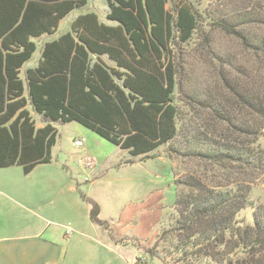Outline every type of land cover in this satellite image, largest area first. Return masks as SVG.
Wrapping results in <instances>:
<instances>
[{
    "label": "trees",
    "instance_id": "trees-1",
    "mask_svg": "<svg viewBox=\"0 0 264 264\" xmlns=\"http://www.w3.org/2000/svg\"><path fill=\"white\" fill-rule=\"evenodd\" d=\"M105 1L106 19L114 25L101 23L95 13L79 15L69 32L42 45L37 66L23 80L20 72L36 52V41L53 36L60 21L87 0H0V169L17 166L28 175L50 164L59 124L77 123L131 158L178 138L182 120L173 52L199 30L197 14L186 0ZM211 21L237 35L264 64V34L252 38L228 20ZM237 73L214 101L197 103L211 111L214 125L228 126L246 142L198 134L186 148L224 169L238 165L260 173L264 153L254 138L264 133V67ZM29 105L43 127H36ZM235 107L248 117L234 114ZM247 187L236 180L212 190L197 186L186 202L177 197L182 210L172 232L186 235L182 255L203 253L217 264H232L245 254V264H264V204L252 203ZM86 202L91 222L107 230L97 205ZM246 208L252 209L251 224L239 217ZM213 247H222L224 258Z\"/></svg>",
    "mask_w": 264,
    "mask_h": 264
},
{
    "label": "rangeland",
    "instance_id": "rangeland-1",
    "mask_svg": "<svg viewBox=\"0 0 264 264\" xmlns=\"http://www.w3.org/2000/svg\"><path fill=\"white\" fill-rule=\"evenodd\" d=\"M186 1L198 16L199 30L187 44L178 43L173 52L177 73L174 97L182 120L178 138L146 157L131 158L94 135L95 139L88 138L86 150L99 156L95 160L84 149L74 147L75 139L84 137L76 129L81 126L77 123L59 124L56 126L58 137L52 149L50 164L39 166L28 175H23L16 167L8 174V180L22 185L24 192L38 190L39 195L48 199L75 195L86 209L81 214L86 221L83 236L87 243H90L87 238L91 235L93 224L86 200L97 205L99 219L109 225V235L101 238L97 248H87L89 258L94 252L95 259L88 264H217L203 253L196 257L182 255L180 245L186 235L184 232H172L180 216L178 209L182 210L176 206L177 197L186 202L191 189L197 186L212 190L215 186H227L232 181L242 180L248 186V199L252 203L264 204V171L257 173L251 169L243 170L238 165L224 169L190 155L186 148L198 134L208 135L212 139L223 135L227 140L246 142L244 138L233 134L228 126L214 125L216 122L211 111L200 107L197 100L214 101L222 93L225 80L237 78L240 75L237 72L264 67L259 54L254 55L237 35L216 28L211 21L228 20L238 27L237 32L252 38L258 37L264 34V0ZM82 11L95 13L101 23L115 24L106 19L105 0H87ZM256 20L259 22L251 23ZM69 24L70 21L65 24L62 33L70 31ZM38 59L37 52L26 67L34 68ZM28 110L33 113L30 105ZM239 110L235 107L233 113L248 117ZM88 140L85 141L88 143ZM254 140V146L264 153V133ZM84 157L92 159L91 167L79 164V160ZM35 185L40 187L35 188ZM71 185L76 193L68 190ZM39 201L43 206L46 204L44 198ZM239 217H245L246 222L251 224L252 209L242 210ZM163 231H167V234L161 239ZM65 234L70 237L73 227L66 226ZM213 249L221 256L224 254L222 247ZM246 257L240 254L232 264H245ZM222 262L225 263L220 264H226V261Z\"/></svg>",
    "mask_w": 264,
    "mask_h": 264
},
{
    "label": "crops",
    "instance_id": "crops-1",
    "mask_svg": "<svg viewBox=\"0 0 264 264\" xmlns=\"http://www.w3.org/2000/svg\"><path fill=\"white\" fill-rule=\"evenodd\" d=\"M76 11L60 21L53 36H42L36 41L37 50L34 55L38 52L40 57V49L45 42L59 38L64 34L61 31L65 30L67 22L70 21V30L71 22L79 15L85 14L81 13L82 10ZM30 61L21 69V79H25L27 69H32L26 67ZM33 114L31 113V116L36 127H43L44 124L40 118ZM76 129L79 135L84 136V139L96 137L94 136L96 134L82 126ZM86 143L87 141H85L82 149L87 154H92L94 159L96 158L95 160H98L99 156L96 157L93 151L87 152L89 140ZM94 162L96 163V161ZM14 167L19 168L24 175L22 168ZM14 167L0 169V264H88L94 262V252L89 258L87 248H97L101 238L109 235L107 230L91 222L93 224L91 235L87 238L90 243H87L83 236L86 221L81 214L85 209L84 204L75 195L73 197L62 195L48 199L39 195L38 190L24 192L22 185L16 181L8 180V174ZM38 187L40 186L35 185V188ZM68 190L76 193L73 185L69 186ZM41 198L46 200L44 206L39 201ZM80 216L82 220H80ZM66 226L73 227V234L70 237L65 234ZM76 232L79 234L76 235Z\"/></svg>",
    "mask_w": 264,
    "mask_h": 264
},
{
    "label": "built area",
    "instance_id": "built-area-1",
    "mask_svg": "<svg viewBox=\"0 0 264 264\" xmlns=\"http://www.w3.org/2000/svg\"><path fill=\"white\" fill-rule=\"evenodd\" d=\"M84 143H85V139L81 138L74 141V146L76 148H82L84 146ZM79 164H84L86 167H91L93 165V161L89 157H84L79 160Z\"/></svg>",
    "mask_w": 264,
    "mask_h": 264
}]
</instances>
